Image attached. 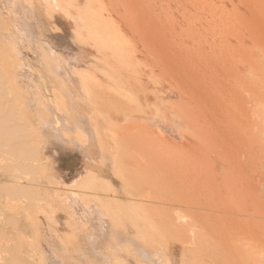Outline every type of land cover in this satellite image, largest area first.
<instances>
[{
	"label": "rangeland",
	"instance_id": "374dc122",
	"mask_svg": "<svg viewBox=\"0 0 264 264\" xmlns=\"http://www.w3.org/2000/svg\"><path fill=\"white\" fill-rule=\"evenodd\" d=\"M30 1L31 2L28 3L29 1L26 2L25 0V2L28 4L26 5L24 0H0V44L3 42V44L0 45V55L6 54L5 56L3 55V58H0V72L2 75H0V93L2 88L6 91V93H3V96L1 95L0 97V147L11 148L12 146L13 148H15L16 152L14 156L6 157L4 152L0 151V264H121V262L118 263V261H123L124 264H192L195 256L193 252H189L193 250L191 247L193 246V236H191L193 235V232L190 230H200V226L203 227L202 224H200V226L192 228L193 224H199H196L197 222L193 219L192 221H195L196 223L191 222L189 216H186L190 214H187L185 212L188 209H193L196 211L197 206L199 205L197 201L199 199V195L196 189L197 184L195 183H197V180L200 179L202 181L200 182V185L204 184L205 186L207 184L210 185L211 183H209L208 181H211L212 184L210 186L215 187L217 182H219L220 184L219 180L221 179H219V177H224V179L222 178L223 180L226 179L225 181H223L225 182L223 184H226L229 180L227 179V177L225 178V176L222 175L215 176L214 171H207V173H212V176H210L211 174L206 175L205 170L212 168L211 166L213 165L208 167L207 164L209 162H207L206 164L205 161L207 159L204 157L199 158L201 159V161L198 159L195 160L194 155L188 156V153L176 154L177 152L175 153V151L179 150L171 148L173 152H170L171 154L169 155L171 156H168V158L171 157L172 159H174V162L176 164L172 162L174 165H171V167L173 168L168 166V164L171 163L166 160L165 157L163 158L161 156L162 153H160L159 155V152L162 151V149H160V151H158L159 149L156 150L159 157H155L157 156V152L155 151V149L159 147L158 144V147L155 146V143L157 141L153 144L150 143V148L146 143L149 142L150 139H152V132L154 138H156L155 135H158L156 130H158V132L159 130L161 131V129H158L161 128L159 127L161 125V123L159 122L158 124H156L155 122L152 124L145 123V126L140 127L144 129L146 127V129L149 128V131L151 130V136L148 135L150 137L146 143L144 142L146 144L144 147L142 146V144L144 145L143 141L139 140V138L143 135L145 136L144 138H146L147 134H143L146 133V129V131L144 129L140 130L137 133V136H134V138L133 135H129L130 133L128 135H125L124 132L119 129L121 128V126H123V123L121 122H124L123 117L121 116V113L119 111L120 108H130L131 110H137L131 111L130 109H127L128 113L132 116L136 118L142 117L146 121L151 120V117L157 119L156 121H162L164 120V118L165 120L171 119V121H173L172 119H176V116L172 118L175 114L172 113V117H169L171 115L170 112H166L164 109H158L156 99L159 96V90L161 89V80L163 77L156 71V69H153L150 66H145L144 61H142L144 52L156 55L158 46L157 43H151L150 40L147 41V39L148 36L160 26L162 17L165 16V14H161V12H165V9L168 5V0H45L43 5L42 2L44 0H36V2L41 5V13L39 12V16L31 11V3L34 0ZM147 1H149L150 3H147ZM263 2L264 0L261 1L262 4ZM50 3H52V5H49ZM261 3H259V6L262 5ZM42 6H45V8H42ZM50 6L53 8L51 9ZM263 6L264 5H262V8H264ZM262 8L260 7V10H262ZM249 14L251 17H255L252 9L250 10ZM262 15L264 14L262 13ZM262 17L264 18V16ZM136 26H139L140 30H137L135 28ZM254 33L250 32V34L248 35L251 40H254L258 43H264V34L259 33L261 34V37H259V34H256L255 31ZM115 37L118 39H116ZM107 38H110L112 40V44H110L111 40ZM170 40L172 42L176 41L174 38H170L167 41L169 44L165 41L166 45L172 44L170 43ZM117 42L119 45L117 44ZM110 45H112L111 49L113 50L110 49ZM144 48L148 50L145 51ZM115 49L118 51H115ZM80 50L83 52H81ZM111 54L114 55L112 56ZM120 54L121 56L118 57V55ZM115 55H117V59L120 60H116ZM80 63L82 66L80 65ZM113 63L115 64V66L121 65L120 69L124 67L122 68L123 75L130 76L131 72H133L134 75L137 74V76L140 77L139 80L146 83L145 86L148 94L150 91L155 90L154 92L156 93L152 92L151 94H149V97L151 99L155 98V100L146 101L140 105L141 109H136L137 107H139V104L136 100V92L133 90L125 91L124 88H121V85H119V83L115 81L110 82L107 78V70H110L109 65L111 64L112 66ZM125 64L127 66H125ZM17 67L20 68L21 71ZM263 69L262 71L260 70L261 73H264ZM1 70H3V72ZM133 74L131 75L134 76ZM95 82H98V84ZM95 86H97L98 88ZM112 88H114V90ZM106 89H108V91ZM110 90H113L111 92H113V95H115L116 97L111 94ZM111 95L112 97L108 98ZM126 96L128 97V99H125ZM36 101H39V103ZM93 101L95 102V104ZM133 103L136 104L135 107ZM188 105H190L191 107L192 105H194L195 107L193 108H196L195 103L188 104L187 102V105L183 107L186 108L187 111L188 109H190L191 111L193 109ZM64 109L66 110L64 111ZM108 112H110L111 114L109 113L108 115ZM167 113H169L170 115H167ZM110 115L111 117H108ZM254 115H257V111H252L250 113V117L248 118L252 119V121H256L257 117L255 118ZM114 116L115 119H112V117L114 118ZM58 117H60V119ZM61 117L64 119V121ZM65 117L67 118V120H65ZM50 118L52 119L51 122H49V120H51ZM107 118H109L110 120H108ZM54 120L55 122H53ZM191 121L196 120L190 119L188 121V126H190L189 124L192 123ZM47 122L49 124L52 122L53 123L52 125H49ZM202 122H198V125L193 122L194 124L192 125H196L195 127L200 125V127L195 128L191 126L189 128V131H191L190 134H193L194 136L195 132H200V128H208V124ZM60 123L64 126H61ZM68 123L69 125H67ZM204 124L207 126L206 128L202 127ZM155 125L158 126L157 129L155 128ZM11 126H13V128H17V134L14 139H9V134L8 136L6 134V129ZM46 126H51L49 128L52 129L54 128L53 131L52 129H48V127ZM149 126H151L152 128H150ZM196 129H198L199 131L197 132ZM120 131L124 135H122ZM224 131L226 132L227 130ZM161 132L163 133V135L165 134L163 129ZM234 132L235 131H233V133ZM203 133L201 132L200 134ZM221 133L217 135H221ZM233 133L232 136H238L237 133H239V131H236L234 133L236 135H234ZM176 134H178V132ZM176 134L173 136V140L175 139V141L177 142L179 141V138ZM203 135L206 134L204 133ZM224 135L226 134L224 133ZM224 135L218 137H223L224 139V137L227 136ZM239 135H241V133ZM120 136L122 138L127 137V141L129 138H132L130 140H134V143L136 142V144L138 145L130 146L134 143L128 145L130 142H126L125 139L123 140H125L124 142L126 143H123L122 139L121 141H119ZM235 138H233V141L237 142L239 139ZM117 140L119 142H122L123 144L119 143ZM99 141H103L102 144H99ZM175 141L173 142L174 145H176ZM23 143L37 154L35 155L36 158L34 157L35 159L26 158V151L25 153H23V149L21 147ZM105 143L106 145H103ZM117 143L120 144L122 148L123 146H125L126 150L132 149V151L125 152L126 155H123L124 151H122L120 154L119 152L122 149L118 151V149L115 148ZM101 145L102 147L106 146V148H103V150L106 152L102 150ZM180 145L181 143L179 142L178 146ZM238 145L240 144H237V146ZM133 146L135 147V149ZM174 147L175 146H173V148ZM31 149H29V151ZM179 149L181 152H187V149H184V147H180ZM138 150L141 152H145L146 150L147 153L150 150V152L148 153V155L147 153H143L141 155L138 154L141 156L140 159H143L144 162L138 160L139 164L135 163V166L138 165L135 167L133 162L127 160L126 157L130 155V158H132V155L138 157ZM167 153L165 152L164 155H168ZM173 153L177 155H175V157H178L177 160L175 157H172V155L174 156ZM149 154L151 155V158H148ZM121 156H125L123 157V159L124 161H127L121 162L123 161L121 160L122 158H120ZM186 156L187 158H185ZM158 158H161V160H158ZM151 159L153 160V162ZM162 159L166 161H162ZM145 160L148 161L145 162ZM193 160H195V163L193 162ZM155 161L157 163H154ZM181 161H183V164ZM162 162H165L164 164H166L167 162L169 163L164 165ZM192 162L193 165L191 166ZM202 162L206 165V167L201 166L203 164ZM186 164L190 165V172H192V167H194L195 169V171L193 170L194 172L190 173L192 175L189 176L190 181L186 179L188 177L186 176V172H188V170H185L189 169L188 166L186 167ZM131 165H133L134 168L131 167ZM156 165H162V167L159 168ZM197 165L198 167L206 169L198 168ZM208 165H210V163ZM251 165H253L252 168H254L255 166L254 170H256L259 163H256L255 165L252 163ZM139 166L142 167V170L139 169ZM182 167L186 169H181ZM20 168H22L23 170ZM120 168L122 170H120ZM123 168H125L126 170H123ZM129 168L132 169V172L134 171V169H139L136 170L139 172H133L132 175H130L129 173H131V171L129 172ZM145 168L148 169L147 172H144ZM252 168L250 171L253 172L254 170H252ZM19 169L22 171V173ZM164 169L169 172H165ZM162 170L164 172H162ZM197 170H201L200 172L204 171V176L202 175L203 173L201 174ZM209 170L211 171L213 169ZM260 170L257 169V171H255L256 176L254 175L255 172H250L252 176L249 178V180L253 182L258 178L257 180L261 181H258L259 184L261 183L262 185H264V173H262L264 171L260 172ZM123 171H126L125 173L127 175H123ZM152 171L156 173H153ZM81 172L83 174L80 175ZM198 172L200 174H198ZM161 173L167 176H164L162 178L163 175L161 176ZM258 173H260V178L259 175H257ZM128 174L130 176H133L131 177L132 180L128 179ZM187 174L189 175V172ZM140 175L141 177H139ZM168 175H171L172 178H170L171 176L168 177ZM177 175H180V177H177ZM182 176H184L185 179H181ZM166 177L172 180L166 179ZM201 177L203 178L201 179ZM207 177L208 181L206 180ZM149 178L150 180L149 182H147ZM213 178L214 182L212 181ZM133 179H136L134 183L132 182ZM141 179H143L144 181L147 180L145 181L147 183L144 182V184L140 185H143L142 187L146 189L152 188L151 191H154L156 193L155 196L157 197L155 198L154 196H151L153 192H150L151 194L149 192L148 193L151 197L158 199L159 204L162 203L160 201V198L162 196L171 195L170 199L168 200V202L171 201L169 202L170 204L168 203L166 205H162L168 206L167 209L161 210L160 208H157L159 205H156L157 207L153 208L159 209L160 211L152 208V211L156 212L151 213L154 214L153 219H155L154 216L156 213V215L162 214L163 216H159L162 217L161 220H158L160 218L156 216L158 217V219L156 218L153 221L158 220V222H160L161 224L165 222L164 225L159 226H166L171 231H166V227H159V229H157L158 225L157 227L154 226L156 224L155 222H152V216H148L149 213H147L149 211L151 212V209H149L150 207L146 209L144 207L138 208L128 203L129 201L126 195L127 188H125L126 185L139 186V183H143V180ZM173 179L174 181L178 180V182L176 181L177 183L173 182L171 184ZM158 180L163 181V183H160L161 181ZM155 181H158V184ZM136 182L139 183L136 184ZM154 183L160 188L156 187ZM184 183H186V185ZM148 184L150 186H148ZM164 184H167L168 186H165ZM180 184H184L187 189L181 190ZM219 184L218 186H220ZM163 185L167 188H161ZM175 186H177V189H174V191H169V187L171 190H173L171 187ZM178 186L180 188H178ZM190 187L192 188L189 189ZM262 188L264 189V186H262ZM156 189H160L158 190L159 192L156 191ZM187 190H189V192H187ZM180 191H182V193ZM174 192L176 193V196H174ZM123 195L127 198L123 199ZM262 196L263 197L261 200L263 201H261V203L263 202V204L261 205L262 208L260 207L261 210L263 209L262 212H260L261 210L256 211L257 213L253 212L254 210H257V208H259L258 205L260 202L257 203L258 205L257 207H255L256 209H252L249 212H251L252 214H258L260 212L258 215L261 218H257L262 219V221L264 222V195ZM109 198H111V200ZM177 198H179V200ZM155 199L150 200L154 202ZM176 201L178 204L176 203ZM195 202H197V204ZM154 203L156 204L157 201ZM175 205L176 207H181L180 209H184L183 206L186 205L188 209L186 208L183 213L182 211H179V207L176 208ZM113 209L115 210L113 211ZM131 210H133V212ZM165 210L168 212V215L167 213H165ZM187 212L193 213L189 211ZM196 212L193 213L194 219L198 217V210ZM163 213H165V215L167 216L170 215L172 219L173 217L177 218L178 216L183 218L182 220L176 221L178 223L182 222L183 225H187L188 227H190L188 228L187 226H184V228L187 229V232L190 231L188 234L191 235L189 236L186 232V229L184 228L182 231L176 230L180 233L182 232L185 235L184 236L179 233L180 236L182 235L184 237H187L185 241H182L184 239L183 237L178 240L177 236L179 234L175 233V236H173L174 233L172 232L176 231H173L169 226H173V223L170 224L171 221L169 222V220L164 221V218L166 216L164 217ZM135 215H137V217ZM140 216L142 219L140 218ZM142 216H147V219L143 218ZM149 218L151 220H149ZM143 219L146 221H144ZM147 220L149 222L151 221L153 224H150L151 222L148 223ZM188 221L191 222L192 225L189 224ZM184 222H188V224H185ZM263 222L258 223L257 221L255 223L259 225L262 224L261 226H263ZM122 226H124V228ZM108 228L110 231L108 230ZM261 228H264V226ZM123 229L124 232L126 231L125 233H122L124 235L119 233L123 232ZM162 229L164 231H161ZM137 230L139 232H137ZM158 230L162 232L159 234V236H157L159 233ZM154 231L155 233H157H153ZM164 232L166 233L164 234ZM143 233L147 234L143 239L137 237V234ZM117 234L122 235L123 237L126 236L127 242H125V238L122 239V236L120 237ZM93 235L97 236V238ZM113 235L117 236H115L114 243ZM98 236L100 237L98 238ZM160 236H162L161 239L158 238ZM132 238L134 240H136V238L140 240L132 241ZM116 239L118 242L116 241ZM119 239L122 244L119 242ZM150 239L153 240L150 241ZM108 240L110 241V244L107 243ZM144 240H148L147 243L144 242ZM139 241L140 246L143 245L141 247L144 250L139 249ZM136 243L138 244V246ZM102 244L104 245V247ZM152 244H154L155 246H152ZM263 246L262 250L264 251ZM102 247L105 250L102 249ZM146 248H149V250H145ZM175 248H178L177 255L172 253V249ZM136 249L138 251H136ZM157 251L159 252V254ZM143 252H145L146 255ZM114 253L116 254L114 255ZM155 254L158 255V257L155 256ZM137 255H139L140 257H137ZM147 255H150V258ZM159 256L162 258H160ZM176 256L178 257L176 258ZM201 256H199L201 257V259L205 258L206 260L210 257H206V255ZM172 257H174V259ZM137 258L139 260H137ZM158 258L160 259L158 260ZM152 259L153 261H150Z\"/></svg>",
	"mask_w": 264,
	"mask_h": 264
},
{
	"label": "bare ground",
	"instance_id": "6f19581e",
	"mask_svg": "<svg viewBox=\"0 0 264 264\" xmlns=\"http://www.w3.org/2000/svg\"><path fill=\"white\" fill-rule=\"evenodd\" d=\"M27 1H29L28 3L31 2L30 0H26V2ZM47 1H49V0H47ZM261 1L262 0H168V5H167V8L165 9V12H161V14H165V16L162 17L160 26L157 29H155L154 32L148 36V39H147V41L150 40L151 43H157L158 46H157L156 55L144 52L143 57H142V61H144L145 66H150L153 69H156V71L160 75H162V77H163L161 80V87H160L161 89L159 90V96L156 99V103L158 104V109L160 108L162 110L164 109L166 112H170L171 115L169 113H167V115H170L169 117H172V115L175 114V115H173L172 118H174V116H176L175 117L176 119L175 120L172 119L173 121H171V119H168V120L166 119L167 120L166 121L164 118V120H162V121H156L157 119H155L154 117H151V120L146 121L142 117L136 118V117L132 116L131 114H129L128 110L130 108H126V109L120 108V110H119L121 113V116L123 117V120H124V122L123 121L121 122V123H123L124 127L121 126V128H119V127L118 128L122 132H124L125 135H128L130 133L129 135H131V136L133 135V138H134V136H137V133L140 130L144 129V128H140V127L145 126V123H148V124L149 123L152 124L154 122L156 124H158V122L161 123V125L159 126L161 128H158L157 125H155V128L161 129V131L163 129L165 132L164 135L160 130H159V132H158V130H156L158 135L154 134L156 137V138H154L153 132H152V134H151L152 136H151L150 135L151 130L149 131V128L146 129V127H145V129L147 131L144 129L146 131V133H143V134H147L146 138H148V139L144 138L145 137L144 135L142 137L139 135L141 138V139L139 138V140H142L143 143L144 142L146 143L147 140H149V137L151 136L152 139H150V141L146 143V144H148V146L150 143L153 144L154 142L157 141L155 143L156 144L155 146H157V144H158L159 147L157 146L158 147L157 149H155V148H153V149H155V151L158 149H159L158 151H160V149H162V151L159 152V155H160V153H162L161 156L163 158L165 157V159L171 163V164H168V166L171 167V165L173 166L174 164H176L174 162V159H172L171 157L168 158V156H171V155H169V154H171L170 152H173L172 149H176V150L180 151L179 148L184 147V149L185 148L187 149V152L175 151V153L176 152H177L176 154H178V153L187 154L188 153L187 154L188 156L194 155V157H195L194 159L195 160L198 159L200 161H201V159H199V158L204 157L208 160L207 161L206 159H204V160H206L205 161L206 164H207V162L210 163V165H208L209 163L207 164L208 167H210L211 165L214 166V167L211 166L212 168H209V169H213L211 171L209 169L205 170L206 175L211 174L210 176H212L213 174L207 173V171L208 172L214 171L215 176L222 175V176H225V178L227 177V179L229 180V181L227 180L228 182L226 184H223V183H225L223 181H225L226 179L223 180L224 177H222L223 179L219 177V179H221V180H219L220 184H219V182H217V184L215 182L216 185L213 184V185H215V187L210 186L212 184V182L208 181V177L206 180L209 183H211L210 185H208L207 183H206L207 185H205V186H204V184L200 185L201 184L200 182H202V181L200 179L197 180V183H195V184H197L196 189H197V192L199 195V197H198L199 199L197 201H198L199 205L197 206L198 217H196L195 219L193 218L194 217L193 213H195L197 210L195 211L193 209L192 210L188 209L186 207V205L183 206L184 209H180L181 207L177 206L180 209L179 211H182L183 213L186 210V208L188 209L187 211L193 212V213H188L187 211H185L187 214H190V215H186V216H189V218L191 219V222H193V223L197 222L196 224H199V225L193 224L192 228L193 227L196 228L197 226H200V224H202L203 227L200 226V230H190L189 229L190 231L193 232V235L188 234L190 231L187 232V229L184 228V226H187V225H183L182 222L178 223L176 221V220H182L183 218L178 216L177 218L173 217V219H172V217L170 215L167 216L168 212L166 210H165L166 212L163 211V212L167 213V215H165V213H163L164 217L166 216L164 218L165 219L164 221L169 220V222L171 221L170 224L173 223V226L169 225L173 231H176V230L182 231L184 228V229H186V232L189 236L190 235L193 236V238H192V245L193 246H191L193 250L189 251V252H193L194 256H195L192 264H264V251L262 250V246L264 243V230H262V229H264V228H261L264 226V224H263V226H261L262 224L259 225V224L255 223L257 221H258V223L263 222L262 219H258L260 217L258 214L260 212H262V210H263V209L261 210L260 207L263 204V202L261 203V201H263L261 199L263 197L262 195H264L263 194L264 189L262 188V186H264V185H262L260 183L262 185L261 186L259 184V182H261V181L257 180L258 179L257 177H256L257 178L256 181L251 182V180H249V178L252 176V174L250 173V172H252V171H250L252 166H253V165H251L252 163L254 165L256 163H259L256 170H254L255 166H254V168H252V170H254L252 173L257 171V169H259V170L261 169L260 172L264 171V75H263L264 73L263 72L261 73V71L264 67V43L255 42L254 40H251V38L248 36L250 34V32L254 33V31L256 32V34H259V33L264 34V18L262 17V16H264V15H262V13L264 14V8H262V5H264V2L262 4ZM24 2H25V0H24ZM26 2H25V4L28 5ZM44 2H45V0L42 2V5ZM147 3H150V2L147 1ZM259 3H261L262 5L259 6ZM46 4H47V2H46ZM49 5H52V3H50ZM45 6L44 7L42 6V8H45ZM260 7L262 8L263 11L260 10ZM40 8H41V5L38 2H36V0H34L31 3L30 9L33 13H36L37 15L39 14V12L41 13ZM52 8L53 7H51V9ZM250 8L252 9V12H253L255 17L250 16V14H249V12L251 10ZM51 11H53V10H51ZM35 17H37V16H35ZM29 25H32V24H29ZM135 28L137 30H140L139 26H136ZM16 29H18V28H16ZM16 33H18V32H16ZM121 35H124V34H121ZM254 35H255V33H254ZM260 35L261 34H259L258 36L261 37ZM115 36H117V35H115ZM105 37H106V34H105ZM252 37H256V36H252ZM259 37H258V39H259ZM170 38H174L176 41L174 40L175 42H172L170 40L171 41L170 43H172V44L166 45V42ZM107 39H110V38H107ZM116 39H118V38H116ZM98 40H99V38H98ZM110 42H111L110 44H112V40ZM259 42H260V40H259ZM6 43H8V42H6ZM1 44H3V42ZM117 44H118V42H117ZM111 46L112 45H110V49H111ZM112 48H115V47H112ZM144 49H145V51L148 50L146 48H144ZM111 50H113V49H111ZM6 51H7V49H6ZM115 51H118V50L115 49ZM81 52H83V51H81ZM121 54H124V53H121ZM121 54L118 55V57L121 56ZM3 55L4 54L0 55V58H3ZM115 57H116L115 58L116 60H120V59H117V55H115ZM39 59H41V58H39ZM122 61H123V59H122ZM113 64H112V66H111V64L109 65L110 70H107L108 71L107 72V78L109 79L110 82L115 81V82L119 83V85H121V88H124L125 91L133 90L136 92V100H137V103L139 104V107H137L136 109L140 108V105L146 101L155 100V98L151 99L149 97V94H151L155 90L150 91L148 94L146 91V86H145L146 83L140 81L139 80L140 77L137 76V74L134 75L133 72L130 71L131 74H133L134 76H132L130 74V72H129L130 76L123 75L122 68H124V67H122L120 69L121 65L115 66V64L114 65ZM126 64H125V66H127ZM80 65H81V63H80ZM113 66H115V67H113ZM18 69L20 70V68H18ZM1 71L3 72V70H1ZM124 71H126V70H124ZM0 75H1V72H0ZM116 80H118V81H116ZM95 83L98 84V82H95ZM83 86H86V85H83ZM95 87H97V86H95ZM102 89H104V88H102ZM112 89L114 90V88H112ZM106 90L108 91V89H106ZM106 90H105V92H106ZM113 90H110V92ZM88 91H91V90H88ZM3 93H6V91L2 88L1 93H0V97H1V95L3 96ZM154 93H156V92H154ZM111 94L113 95V92H111ZM115 94H116V92H115ZM112 95L109 97L107 96V97L110 98V97H112ZM113 96L116 97L115 95H113ZM104 97H106V96H104ZM98 98H100V97H98ZM125 99H128V97L126 96ZM82 100H83V98H82ZM109 101H111V100H109ZM36 102L39 103V101H36ZM36 102H34V103H36ZM187 102H188V104H191V103L194 104L195 103L196 108H193V107H195L194 105H192V107L190 105H188L193 109H192V111L190 109H188V111H187L186 108H183V107H185V105H187ZM94 104H95V102H94ZM82 105H84V104H82ZM117 105H120V104H117ZM133 105L135 107L136 104L133 103ZM154 105H156V104H154ZM127 106H129V105H127ZM41 107H43V106H41ZM100 107H102V106H100ZM116 107H118V106H116ZM46 109H48V108H46ZM65 110L66 109H64V111ZM131 111H137V110L132 109ZM252 111H257V115H254L255 118L257 117L256 121H252V119L248 118V117H250V113ZM89 112H92V111H89ZM109 113L110 112H108L107 114L109 115ZM60 116H62V115H60ZM108 117H111V115ZM58 118L60 119V117H58ZM95 119H97V118H95ZM107 119L110 120L109 118H107ZM112 119H115V116H114V118L112 117ZM188 119L189 120L190 119L196 120L197 122L191 121L192 123H190L189 124L190 126H188V121H189ZM65 120H67V118ZM51 121H52V119L49 120V122H51ZM63 121H64V119H63ZM202 121L205 122L206 124H208V128H206L207 126L204 124L203 126L202 125L201 126L206 128V129L200 128V132H198L199 130L196 129V131L198 133L195 132L194 136H193V134H190L191 131H189L190 130L189 128L191 126L195 127L196 125L199 124L198 122L201 123ZM53 122H55V120ZM60 122H62V121H60ZM72 122H73V120H72ZM193 122H195L196 125H192V124H194ZM52 123H50V124L48 123V124L52 125ZM62 125L63 124H61V126ZM67 125H69V123ZM71 125H73V124H71ZM96 125H98V124H96ZM46 127H48V129H52V128H49L51 126H46ZM149 127L152 128L151 126H149ZM199 127H200V125L195 127V128H199ZM232 127H233V129H232ZM234 127H236V128H234ZM53 129H52V131H53ZM60 129H59V131H60ZM234 129H237V130H234ZM20 130H21V128H20ZM45 130H47V129H45ZM224 130H227V131L225 132ZM121 131H120V133H121ZM204 131H206V132H204ZM233 131H235V132L239 131V133H237L238 136L236 134H234L235 132L233 133ZM177 132H178V134H176ZM201 132L202 133L204 132L206 135H203L204 133L200 134ZM221 132H223V133H221ZM135 133H136V135H135ZM220 133H221V135H217ZM224 133L227 136L224 135ZM232 133L236 136H232ZM240 133H241V135H239ZM6 134H7V136L9 134V136H8L9 139H14L16 134H17V128H13V126L7 128ZM121 134L124 135L123 133H121ZM175 134L178 135L177 137L179 138V141H177V142L175 141V139L173 140V136ZM148 135H150V136H148ZM222 135H224L226 137H224V139H223V137H221V138L218 137V136H222ZM108 136H109V134H108ZM98 137H99V135H98ZM235 137H238V138H235ZM111 138H113V137H111ZM233 138L239 139V140L241 139V140L240 141L236 140L237 142H234ZM121 139H122L123 143H126V142L129 143L130 142L128 145H130L131 143H134V140H130L132 138H129L127 141L126 140L127 137L122 138L120 136V140L119 139L118 140L121 141ZM123 139H125L126 142H124L125 140H123ZM144 139H146V140H144ZM57 140H59V139H57ZM142 141H141V143H142ZM174 141H175L176 145L173 144ZM102 142L103 141H99V144H102ZM122 142H119V143L123 144ZM179 142L181 143L180 146H178ZM145 143H144V145L142 144L143 147L146 145ZM237 144H240V145L237 146ZM103 145H106V143ZM132 145H138V144H136V142H135L134 144H131L130 146H132ZM173 146H175V147L173 148ZM21 147L23 149V153H25V151H26V158L27 159H29V158L32 159L35 157V155H37L35 152H33V150L31 148H29L24 143H23V145H21ZM160 147H162V148H160ZM101 148L103 150V148H106V146L102 147V145H101ZM115 148H117L118 151H120V149H122L119 153L121 154V152L124 151L123 155H126L125 152H127V151H130V152L132 151V149L126 150L125 146H123V148H122L120 146V144H118V143H117ZM136 148H137V146H136ZM149 148H150V146H149ZM29 149H31V150L29 151ZM134 149H135V147H134ZM170 150H172V151H170ZM0 151H3L4 154L6 155V157L7 156L12 157V156H14V154H16L15 148H13L12 146H11V148H7V147L1 148ZM107 151H109V150H107ZM184 151H186V150H184ZM3 152H1V153H3ZM104 152H106V151H104ZM112 152H114V151H112ZM137 152H138L137 153L138 157H135V155H132V158H130L131 155L126 157L127 160H130L133 162L134 166H135V163L139 164L138 160L144 162L143 159H140V157H141L140 155L143 153H145V154L147 153L146 150H145V152H141L139 150ZM139 152H141V153H139ZM149 152H150V150L148 151V153ZM163 152L164 153L168 152L167 153L168 155H164ZM119 153H117V154H119ZM148 153H147V155H148ZM175 153H173L174 156L172 155V157H175V155H176ZM138 154H140V155H138ZM150 154H152V153H150ZM150 154H149L148 158H151ZM123 157H125V156H123ZM123 157L122 156L120 157V158H122L121 160H123L121 162H126L127 160L124 161ZM155 157H159L158 152H157V156H155ZM175 158L177 160L178 157H175ZM185 158H187V156ZM144 159H145V157H144ZM182 159H184V158H182ZM105 160H106V158H105ZM158 160H161V158H158ZM163 160L164 159H162V161ZM166 160H164V161H166ZM195 160H193V162ZM147 161L145 160V162H147ZM152 162H153V160H152ZM169 162H167V163H169ZM181 162L183 164V161H181ZM193 162H192L191 166L193 165ZM154 163H157V162L155 161ZM160 163H161V161H160ZM162 163L164 164L165 162H162ZM140 164H141V162H140ZM166 164H164V165H166ZM201 164H198V165H201ZM123 165H120V166H123ZM198 165H197V167H198ZM136 166H138V165H136ZM187 166L189 167V169H186L183 167L181 169H186L185 171L188 170L189 175L187 174L188 172H186V176H188L186 179H188V181H190L189 176H192L190 173L194 172L195 169H194V167H192L193 168L192 172H190L189 170H191L190 169L191 167H190V165L186 164V167ZM201 166L206 167V165L204 163ZM131 167H133V165H131ZM146 167H148V166H146ZM157 167L160 168V167H162V165L157 166ZM176 167H178V166H176ZM180 167H181V164H180ZM141 168L142 167L139 166L140 170H142ZM171 168H173V167H171ZM198 168H201V167H198ZM20 169H22V168H20ZM124 169L125 168H123V170ZM139 169H134L133 172H139V171H136ZM166 169H164L165 172H169V171H166ZM201 169H206V168H201ZM120 170H122V169L120 168ZM131 170L132 169H130L129 172ZM147 170L148 169L145 168L144 172H147ZM156 170H159V169H156ZM197 171L200 172L201 170H197ZM125 172L126 171H123V173H124L123 175H127ZM133 172L131 171V173H129V174L132 175ZM162 172H164V171L162 170ZM199 172H198V174H200V173L202 174L204 171H202L200 173ZM21 173H22V171H21ZM153 173H156V172H153ZM159 173H160V171H159ZM262 173H264V172H262ZM81 174H83V173L81 172L80 175ZM129 174H128V176H129L128 179H131V177H133V176H130ZM143 174H145V173H143ZM169 174H173V173H169ZM148 175H150V174H148ZM162 175H163V173H161V176ZM202 175L204 176V173ZM254 175L256 176V172ZM257 175H259V178H260V173H258ZM164 176H167V175H163L162 178ZM170 176L171 175H168V177H170ZM195 176H196V174H195ZM139 177H141V175ZM177 177H180V175H177ZM170 178H172V176ZM170 178L166 177V179H170ZM182 178L185 179L184 176H182L181 179ZM202 178L203 177H201V179ZM252 178H254V177H252ZM175 179H176V177H175ZM216 179H218V178H216ZM141 180H143V179H141ZM149 180H150V178L148 179V181L147 180H145V181L149 182ZM170 180H172V179H170ZM179 180H180V178H179ZM134 181H136V179H133L132 182L134 183ZM145 181L143 180V183L136 182V184L139 183V186H137V185H135V186L134 185H126L125 188H127L126 195L128 197V201H129L128 203L131 204L132 206H135L138 208L144 207L146 209V208L150 207L149 209H151V212L150 211L147 212V213H149L148 216H152V218L151 217L150 218L152 219V222H155L156 225H154V226L157 227V225H158L157 229H159V227H161L159 225H164V223H165L164 221H161V222H164L163 224L158 222V220L162 219V217H159V216H163V215L162 214L156 215L157 214L156 213L154 218L158 219V217H159L160 219L153 221V220H155V219H153L154 214H151V213L152 212L154 213L156 211H152V208L157 207L156 205H159L157 208H160L161 210L167 209L168 206H162V205H164V204L166 205L169 202H171V201L168 202L171 195L162 196L160 198V201L162 203L159 204L158 199H155L157 197V196H155L156 193L154 191H151L152 188L146 189V188L142 187L143 185L142 186L140 185V184H144ZM151 181H153V180H151ZM158 181H161V180H158ZM158 181L157 182L155 181V182L158 184ZM166 181H169V180H166ZM176 181L178 182V180L174 181V179H173L171 184L173 182L175 183ZM212 181L214 182V178ZM147 182H145V183H147ZM194 182H196V181H194ZM160 183H163V181H161ZM184 184L186 185V183H184ZM184 184H180L181 190L187 189V187L184 186ZM218 184L220 186H218ZM154 185H155V183H154ZM164 185L166 186L167 184H164ZM164 185L161 188L165 187ZM148 186H150V185L148 184ZM192 186H194V185H192ZM120 187H122V186H120ZM156 187H158V185ZM176 187L177 186L171 187L173 190H171L170 187L168 189H169V191H174V189H177ZM180 187L178 186V188H180ZM158 188H160V187H158ZM166 188L167 187H165V189ZM191 188L192 187H190L189 189H191ZM158 190H160V189H158ZM158 190L156 189V191H158ZM148 192L149 193L153 192L154 194L152 193L151 196H154L155 198L151 197L150 196L151 193L149 194ZM180 192L182 193V191H180ZM187 192H189V190H187ZM191 192H193V191H191ZM101 194H103V193H101ZM158 194H160V193H158ZM174 194H175L174 196H176L175 192H174ZM123 197H124V195H123ZM127 197H124L123 199H125ZM191 197H193V196H191ZM109 199L111 200V198H109ZM150 199H155L154 202L157 201V203L155 204ZM177 199L179 200V198H177ZM74 203H72V204H74ZM176 203H177V201H176ZM195 203L197 204V202H195ZM257 203H259V205ZM176 205H175V207H176ZM257 205L259 208H257V210H254L253 212L261 210L258 214H252L251 212H249L252 209H256L255 207H257ZM170 206H172V205H170ZM161 207H163V208H161ZM153 209L160 211L159 209H156V208H153ZM114 210L115 209H113V211ZM131 211L133 212V210H131ZM146 211H148V210H146ZM99 214H101V213H99ZM115 215H117V214H115ZM135 216L137 217V215H135ZM156 216H158V217H156ZM140 218H141V216H140ZM143 218L147 219V216H145ZM150 218H149V220H151ZM189 218H187V219H189ZM137 219H139V218H137ZM192 219L195 220L196 222L192 221ZM127 220H129V219H127ZM143 220H141V221H143ZM144 221H146V220H144ZM150 222L148 221V223H150ZM152 222L150 224H153ZM188 222L187 223L184 222V223L188 224ZM191 222H189V224H191ZM157 223H160V224H157ZM256 225H258L259 227ZM91 226H92V224H91ZM122 227L124 228V226H122ZM165 227H161V228H165ZM188 228H190V227H188ZM165 229H166V231H168V230L171 231L167 227ZM108 230H109V228H108ZM116 230H118V229H116ZM113 231H114V229H113ZM122 231L123 232H119V233L122 234V233L126 232V231L124 232V229ZM151 231H153V230H151ZM161 231H164V230L162 229ZM161 231L158 230L159 233L157 236H159V234L162 233ZM179 231L172 232V233H174L173 236H175V233L179 234L180 233ZM137 232H139V231L137 230ZM186 232H184V233H186ZM147 233H148V231H147ZM153 233H155V231ZM153 233H151V234H153ZM165 233L166 232H164V234ZM101 234H102V232H101ZM180 234L184 235L182 232ZM180 234L178 236H180ZM117 235L121 237L124 234H122V235L117 234ZM146 235L147 234H145V233L137 234V237L140 239H143ZM182 235L180 237L177 236V238H178V240H180V238L183 237L184 239L182 241H185V239L187 237H184L185 235L184 236H182ZM93 236H95V235H93ZM113 236H114V238H113V243H114V239H115L116 235H113ZM151 236H153V235H151ZM95 237L97 238V236H95ZM99 237L100 236H98V238ZM111 237H112V235H111ZM161 237L162 236H160L158 238L161 239ZM103 238H104V236H103ZM123 238H125L124 240H125V242H127L126 236H124V237L122 236V239ZM151 238H153V237H151ZM173 238H171V239H173ZM140 239L136 238V240H140ZM163 239H164V237H163ZM136 240L133 239L132 241H136ZM148 240H144V242L147 243ZM151 240H153V239H150V241ZM108 241H107V243L110 244V241L109 242ZM116 241H117V239H116ZM119 242H120V239H119ZM100 243H102V242H100ZM178 243H180V242H178ZM178 243H176V244H178ZM121 244H120V246H121ZM138 244H139V249L144 250L141 247L143 245L140 246V241ZM138 244H137V246H138ZM153 245L154 244H152V246ZM95 246H96V244H95ZM101 246H100V248H101ZM103 247H104V245H103ZM103 247H102V249H104ZM109 248H111V247H109ZM263 248H264V246H263ZM137 249H136V251L139 250V249L138 250ZM147 249L149 250V248H146L145 250H147ZM177 249L178 248L172 249V253L177 255ZM109 250H112V249H109ZM115 252H117V251H115ZM145 252H143V253L145 254ZM137 253H133V254H137ZM149 253H147V254H149ZM115 254L116 253H114V255ZM144 254H142V255H144ZM158 254H159V252H158ZM200 254L206 255V257H208V256H210V257L207 260L205 258L204 259L202 258L203 259L202 260L201 257H203V256H201ZM147 256L150 258V255H147ZM155 256L158 257V255H156V254H155ZM155 256H153V257H155ZM199 256H201V257H199ZM137 257H140V256L137 255ZM177 257L178 256H176V258ZM160 258H162V257H160ZM160 258H158V260ZM172 258L174 259V257H172ZM137 260H139V259L137 258ZM176 260H178V259H176ZM176 260H175V263H176ZM150 261H153V259ZM120 262H121V264L122 263L124 264L123 261H118V263H120Z\"/></svg>",
	"mask_w": 264,
	"mask_h": 264
}]
</instances>
